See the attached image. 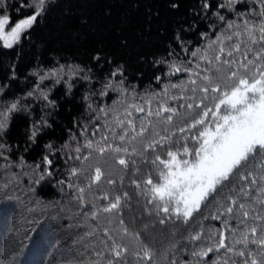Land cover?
Masks as SVG:
<instances>
[{"label":"snow or ice","instance_id":"1","mask_svg":"<svg viewBox=\"0 0 264 264\" xmlns=\"http://www.w3.org/2000/svg\"><path fill=\"white\" fill-rule=\"evenodd\" d=\"M242 2L224 0L216 6L218 10L212 15L225 23L226 17L219 13V9L233 11ZM56 6V0H17L13 5L0 0L3 12L13 7L22 16L13 22L10 15L0 14V47L14 50L24 40L34 43L33 32ZM170 7L178 10L180 5L172 0ZM212 7L204 0L199 10L193 8L191 11L196 16L203 12L201 18L207 19ZM237 16H243L242 24L227 20L205 48L192 51V57H198L204 63V66L199 63L196 65L199 71L193 72L186 66L182 68L183 62L173 60L167 63L170 75L181 70L189 72L190 89L183 84L171 86L181 89L180 94H173L171 99L183 100L184 103L170 107L166 102H161L153 111L151 99L146 100L147 110L143 105L128 103L126 98L114 101L110 109L99 108L98 111L104 113L105 117L109 111L112 113L111 121L105 119V128L111 133L113 141H120L119 145L109 143L108 136L104 134L96 141L85 138L82 145L74 135H70L69 141L62 143L58 150L53 143H45L44 154L32 164L26 162L18 141L15 142L17 162L14 165L11 161L13 146L8 137L13 117L26 116L30 121L24 130L23 145V152H28L37 143L38 135L45 128L52 127L49 117L59 110L58 100L51 95L56 86L66 85L64 95L72 98L73 81H90L88 73L91 69L86 72L79 64L68 61L60 63L59 60H55L47 69L38 65L28 73V77L34 79L29 81L23 93L9 97L6 89L18 79L15 65H12L8 80L0 86V157L5 161L6 173L5 183L0 188L3 196L8 201L20 200L15 191L20 187L22 176L28 177V186L20 188L25 195L32 193L34 196L37 188L52 184L55 174L50 156L60 151L74 164L79 162V166H71L66 170L67 188L72 192L70 199L78 203L79 209L91 203L90 210L77 214L83 215L86 220L90 218L96 221L95 226L89 225L91 231L73 241L75 244L83 241L84 237H95V240L83 245L85 251L91 248L95 259L82 260L79 264H159L155 251L141 240L139 233L130 232L120 216L122 201L129 199L128 193L120 195L113 192L110 195L103 188L104 183L110 186L116 184L112 169L117 164L122 166L117 171L123 186L124 175L130 164L134 176L139 172L136 159L139 158L140 163H150L152 169L142 181L143 188L136 179H132L131 183L135 185L137 195L144 198L145 211L149 215L154 213L160 225L179 222L187 226L195 219V214L201 213L202 206L207 207L209 203L214 204V209L208 215H203L202 220H207L209 216L213 220L223 218L221 229H209L207 234L202 220L192 225L184 237L192 245L191 249H185L190 259L181 264H209L206 259L209 253L215 257L211 264H264V0H259V10L253 11L252 19L245 14L238 13ZM81 23L86 24L87 21L81 20ZM191 28L192 25L185 31ZM175 39L187 52L179 31ZM169 55H173V52H169ZM91 58L101 66L104 62L112 64L113 60L102 49L93 52ZM154 63H165V60ZM124 72V64H115L101 81L102 88L97 90L98 94L106 96L112 90L126 97L128 90L123 86L126 79ZM117 76L119 80H115ZM46 81L51 84H45ZM187 91L191 94L185 96L184 92ZM162 95L168 97L167 85ZM82 99L86 102V111H94L92 104L87 103L88 96L84 95ZM117 104L121 107L117 108ZM37 105L43 114L35 118L34 109ZM180 109L185 110L183 114ZM134 113L144 115L137 118ZM76 123L78 125V121ZM86 130L85 127L81 131V136ZM73 140L76 141L75 157L70 155ZM66 149L68 152H65ZM82 149L87 150L86 155L82 154ZM149 152L152 154L151 159ZM105 156L113 162L108 172L102 170L97 162V157ZM13 166L21 169L19 174L9 173ZM81 178L85 181L83 186ZM55 183L63 191L66 181L55 179ZM10 190L12 195L9 194ZM86 192L91 200L86 198ZM97 200L107 203L100 205L96 203ZM28 204H32V199H29ZM35 205L42 208V212H47L48 206L42 205L39 199L35 200ZM9 210L7 205L0 207V212L7 213ZM27 211L32 213L36 208L27 207ZM114 217L117 218L115 221ZM41 218L33 216L27 223L40 225V232L44 233L48 226L41 224ZM232 220L236 221L235 227L230 226ZM197 227L198 230L194 231ZM226 232L230 237L226 236ZM172 247L175 249L176 246ZM221 250L223 255H220ZM76 254L83 256L85 253L76 250ZM166 264H178L175 252L171 259L166 258Z\"/></svg>","mask_w":264,"mask_h":264},{"label":"trees","instance_id":"2","mask_svg":"<svg viewBox=\"0 0 264 264\" xmlns=\"http://www.w3.org/2000/svg\"><path fill=\"white\" fill-rule=\"evenodd\" d=\"M176 2L180 5L178 10L170 7L172 0H56L57 6L33 32L32 41L34 43L24 40L22 45H18L14 50L0 47V86L8 80L12 65H15L18 77L17 80L11 82L10 88L6 89L9 97L23 93L29 81L34 79L28 77V73L35 70L38 65L47 69L54 64L55 60H59L60 63L68 61L79 64L85 68L86 72L89 68L91 69L88 73L91 77L90 81H73L72 98L64 95L66 85L56 86L51 95L52 98L58 100L59 110L49 117L52 127L45 128L38 135L37 143L32 145L28 152H23V145L24 130L29 126L30 121L26 116L13 117L8 137L9 143L13 146L10 153L12 163L15 165L17 162L15 143L17 141L28 164L39 161L45 152V143H53L58 150L62 143L69 141L70 135H74L82 145L85 138L96 141L100 140L101 135L104 134L108 136L109 143L119 145L120 141L118 139L113 141L111 133L105 128V119L111 121L112 113L109 111L105 117L104 113L98 111L99 108L110 109L114 101L125 100V98L128 103L143 105L146 110L148 99H151L153 111L161 102H166V105L170 107H178L184 101L173 100L171 96L180 94L181 89L171 86L183 84L185 88L190 89L189 72L181 70L170 75L167 63L175 60L177 63L183 62L182 68L186 66L193 72L199 71L196 65L199 63L204 66V63L199 61L198 57H192V51L205 48L209 40L215 39L216 34L225 26L227 20L231 19L242 24L243 16L238 18V13L245 14L252 19L253 11L259 10V0H243L235 6L233 11L219 9V13L226 17L225 23H221L212 13L218 10L216 6L224 0H207L213 5L208 12L207 19L201 18L203 12H200V16H196L191 11L193 8L199 10L204 0H176ZM6 3L13 5L17 3V0H6ZM0 14L10 15L13 22L18 17L22 18L13 7H9L6 13L0 9ZM81 20H86L87 23L82 24ZM190 25H192L191 30L185 31ZM177 31L180 33L187 52L175 39ZM228 43L232 42H226ZM98 49H102L104 53L113 58L112 64L104 62L101 66L91 58V54ZM169 52H173V55H169ZM161 59H164L165 63H154ZM117 63L125 65L126 79L123 86L128 90L126 97L112 90H109L106 96H100L97 90L102 88L101 81ZM119 79L118 76L115 78V80ZM45 84L50 85L51 82L46 81ZM166 85L168 86V97L162 95ZM133 93L135 94L134 100ZM154 93L160 95L154 96ZM190 94V91L184 92L185 96ZM84 95L88 96L87 103L92 104L94 111H86V102L82 99ZM116 107L120 108L121 105L117 104ZM45 111H51V109ZM184 111L180 109L182 114ZM42 114L37 105L34 109V117L38 118ZM143 115V113H134L137 118ZM136 123L138 126V119ZM85 127L87 130L81 136L80 133ZM177 136L179 137L180 134L177 133ZM75 144L76 141L73 140L71 142L73 150L70 152L72 157L76 155ZM175 147L176 145L173 144V148ZM65 152L68 150L66 149ZM82 154L86 155L87 150L82 149ZM148 156L151 159V152ZM50 159L53 160L52 171L55 179L66 181L63 191L54 179L52 184L37 188L34 196L32 193L25 195L20 188L28 186V177L22 176L20 187L15 191V195L20 197L19 201H8L0 192V207L7 205L10 208L7 213L0 212V264H68V262L79 264L82 260L95 259L91 248L85 251L83 247L89 240H95V237H84L83 241L73 244L78 237H83L84 233L91 231L89 225L95 226L96 224V221L90 218L86 220L83 215L77 214L90 210L91 203L86 204L84 209H79L78 203L70 199L72 192L67 188L66 170L71 166H79V162L74 164L72 159H67V156L60 151H56ZM136 159L139 172L135 176L133 166L130 164L124 175L123 186H121L120 173L117 169L122 166L117 164L112 169V178L115 179L116 184L110 186L104 183L103 188L109 191L110 195L113 192L120 195L124 192L128 193L129 199L126 202L122 201L120 216L129 231L139 233L141 240L155 251V258L159 264H166V258L171 259L173 252H175L178 264L187 262L190 256L185 249H191L192 245L188 244L184 237L187 236L189 229H192L193 224L202 220L203 215H208L214 209V204L209 203L207 207L202 206L201 213L195 214V219L187 226L179 222L160 225L154 213L149 215L145 211V200L137 195V189L131 183L132 179H136L141 182V188H143L142 181L147 177L152 165L140 163L139 158ZM97 162L105 172L109 171V166L113 163L107 156L97 157ZM4 165L5 161L0 157V188L6 180ZM20 171L21 169L15 166L9 169L11 174H19ZM155 178L153 172V179ZM103 179L102 177V181ZM73 180L75 181V178ZM80 183L82 186L85 183L83 178ZM9 194L12 195L11 190ZM86 198L91 200L87 192ZM29 199H32L31 205L28 204ZM36 199H39L42 205L48 206L47 212H42V208L36 207ZM96 203L103 205L107 202L97 200ZM27 207H34L36 211L29 213ZM101 215L107 216L108 214ZM33 216L42 217L41 224L48 226L46 232H40V225L27 223ZM115 219L117 218L114 217V221ZM222 219L213 220L209 216L207 220H202L205 234L209 229H221ZM229 223L231 227L236 226L235 220ZM193 230H198V227ZM225 234L230 237L229 233ZM173 245L176 246L175 249ZM76 250L84 251L85 254L79 256ZM220 255H223V250ZM214 258L213 253H209L206 257L209 264ZM235 259L240 258L235 257Z\"/></svg>","mask_w":264,"mask_h":264}]
</instances>
